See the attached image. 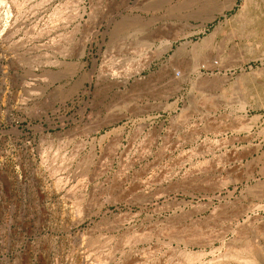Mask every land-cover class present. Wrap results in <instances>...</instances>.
Returning a JSON list of instances; mask_svg holds the SVG:
<instances>
[{
	"label": "rangeland",
	"instance_id": "374dc122",
	"mask_svg": "<svg viewBox=\"0 0 264 264\" xmlns=\"http://www.w3.org/2000/svg\"><path fill=\"white\" fill-rule=\"evenodd\" d=\"M231 1L0 0V264H264V0Z\"/></svg>",
	"mask_w": 264,
	"mask_h": 264
},
{
	"label": "bare ground",
	"instance_id": "6f19581e",
	"mask_svg": "<svg viewBox=\"0 0 264 264\" xmlns=\"http://www.w3.org/2000/svg\"><path fill=\"white\" fill-rule=\"evenodd\" d=\"M249 1V0H248ZM263 1V0H262ZM249 2H251V1H249ZM236 3V0H233V1H231L230 3H228L227 5H223V7H221V9L219 10V13H222V12H224L225 10H227L228 8H231L234 4ZM247 6V5H246ZM254 6V5H253ZM248 8V7H247ZM246 8V9H247ZM254 8V7H253ZM252 8V9H253ZM251 9V7H250V9H248V14H250L252 11ZM256 9V8H255ZM254 11V10H253ZM257 10H255V12H256ZM206 13H208V12H206ZM211 14V13H210ZM245 14V13H244ZM253 14H254V12H253ZM257 14V13H256ZM212 15V14H211ZM247 15V14H246ZM248 16V15H247ZM251 16H254V15H251ZM251 16H249V17H251ZM249 17H247V18H249ZM255 17V16H254ZM244 18H245V16H244ZM253 18V17H252ZM256 18V17H255ZM247 20V19H246ZM245 20V21H246ZM250 20H252V19H250ZM249 21V20H248ZM109 109V108H108Z\"/></svg>",
	"mask_w": 264,
	"mask_h": 264
}]
</instances>
